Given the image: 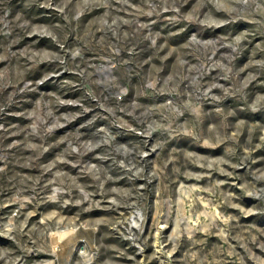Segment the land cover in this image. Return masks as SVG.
<instances>
[{"label":"rangeland","instance_id":"1","mask_svg":"<svg viewBox=\"0 0 264 264\" xmlns=\"http://www.w3.org/2000/svg\"><path fill=\"white\" fill-rule=\"evenodd\" d=\"M0 264H264V0H0Z\"/></svg>","mask_w":264,"mask_h":264}]
</instances>
